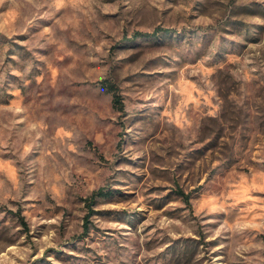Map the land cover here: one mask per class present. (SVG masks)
<instances>
[{"label": "rangeland", "instance_id": "obj_1", "mask_svg": "<svg viewBox=\"0 0 264 264\" xmlns=\"http://www.w3.org/2000/svg\"><path fill=\"white\" fill-rule=\"evenodd\" d=\"M0 264H264V0H0Z\"/></svg>", "mask_w": 264, "mask_h": 264}, {"label": "trees", "instance_id": "obj_2", "mask_svg": "<svg viewBox=\"0 0 264 264\" xmlns=\"http://www.w3.org/2000/svg\"><path fill=\"white\" fill-rule=\"evenodd\" d=\"M170 30H165V29H161V28H157L155 30V32H153L152 34H148V33H136L135 34V38H151V37H155L160 33H170ZM101 88L109 93L112 94L113 96V103H114V107L121 109L122 107V102H121V98L117 93V87L114 83L109 82V81H104L101 84ZM112 197V191L110 190H105V189H99L98 191H95L90 198L88 199V204L89 206L93 205V203H95L98 199L100 198H109Z\"/></svg>", "mask_w": 264, "mask_h": 264}]
</instances>
